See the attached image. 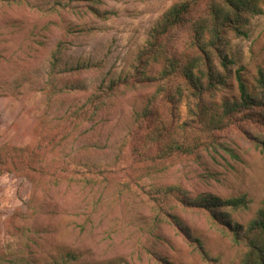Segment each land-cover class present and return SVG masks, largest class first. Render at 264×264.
Listing matches in <instances>:
<instances>
[{"label": "rangeland", "instance_id": "rangeland-1", "mask_svg": "<svg viewBox=\"0 0 264 264\" xmlns=\"http://www.w3.org/2000/svg\"><path fill=\"white\" fill-rule=\"evenodd\" d=\"M177 1L0 0V153L11 156L0 163V264H239L229 230L264 207V127L231 125L192 158L139 163L129 152L159 120L194 125L185 99L172 109L159 92L172 85L164 62L137 61ZM247 31L231 39L235 65L216 105L239 97L238 69L253 93L264 6ZM188 33L163 38L167 53L179 56ZM119 77L127 84L102 91ZM146 108L152 117L134 119ZM93 164L105 171L89 173ZM242 195L247 211L209 207Z\"/></svg>", "mask_w": 264, "mask_h": 264}, {"label": "trees", "instance_id": "trees-1", "mask_svg": "<svg viewBox=\"0 0 264 264\" xmlns=\"http://www.w3.org/2000/svg\"><path fill=\"white\" fill-rule=\"evenodd\" d=\"M264 0H179L172 4L151 28L147 45L139 51L137 61L161 59V79L172 83L169 88L159 86V92L167 94L168 105L172 109L185 99L193 116L194 125L183 123L172 128L166 127L163 120L159 125L144 128L139 145L129 148L136 162L159 163L171 157H197L202 150L213 148L216 144V132L223 131L234 124L254 122L264 127V68H258L251 93L240 69L235 71V81L239 97L233 101H225L216 105L211 101L213 96L226 84L235 62L228 56L227 49L231 39L246 38L250 21L263 12ZM188 27L189 33L181 37L184 51L178 55L168 54L163 38L173 37V33L181 27ZM178 54V49L175 48ZM147 60L145 61L144 60ZM57 60L52 63L55 72ZM90 65L82 64L69 71L87 69ZM127 78V76H124ZM119 77L111 79L108 88L102 91L113 92L118 85L127 84L128 79ZM168 85V84H167ZM101 91V90H100ZM92 94L88 102H96ZM134 111V119L152 117L148 109ZM133 136L130 133L127 135ZM256 141L257 149L264 156V137ZM123 142L121 147H124ZM21 151V150H20ZM18 150L14 149V156ZM9 154L1 155L0 163L10 158ZM91 170L104 172L102 166L88 165ZM34 170V169H33ZM168 193L172 192L167 188ZM250 200L246 196H238L224 201L214 200L209 207H224L231 211H247ZM209 208L210 212H214ZM234 245L241 248L239 264H264V207L253 211L252 216L243 225H234L230 230ZM2 262V261H0Z\"/></svg>", "mask_w": 264, "mask_h": 264}]
</instances>
